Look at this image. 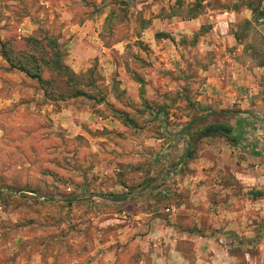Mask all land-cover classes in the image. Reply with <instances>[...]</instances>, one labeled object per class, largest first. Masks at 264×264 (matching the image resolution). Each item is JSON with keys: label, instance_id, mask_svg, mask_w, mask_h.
Returning <instances> with one entry per match:
<instances>
[{"label": "rangeland", "instance_id": "obj_1", "mask_svg": "<svg viewBox=\"0 0 264 264\" xmlns=\"http://www.w3.org/2000/svg\"><path fill=\"white\" fill-rule=\"evenodd\" d=\"M153 1L0 0V264H207L229 251L224 237L240 259L246 239L225 231L238 220L229 210L247 209L248 225L257 222L263 232L254 208L264 197L257 185L264 170L238 149L212 152L203 140L188 154L177 138L185 126L209 123L195 121L212 115L197 105L195 85L213 58L188 49L192 40L168 55L159 30L169 14L188 21L210 11L260 10L264 0H172L162 11ZM89 20L99 24L98 46L122 40L124 48L71 57L67 43L76 32L66 27ZM232 26L250 52L237 53L232 41L227 52L242 65L264 66V29ZM73 61L82 68L76 73ZM119 82L128 86L115 102ZM154 110L168 117L153 118ZM110 114L122 124L105 127ZM240 177L248 183L234 181ZM207 236L216 248L198 242Z\"/></svg>", "mask_w": 264, "mask_h": 264}, {"label": "crops", "instance_id": "obj_2", "mask_svg": "<svg viewBox=\"0 0 264 264\" xmlns=\"http://www.w3.org/2000/svg\"><path fill=\"white\" fill-rule=\"evenodd\" d=\"M124 3H126L125 5H135L142 7V5H152L155 2L153 0L144 2L139 0L125 2L124 0L122 2V0H120L119 5ZM171 4H173L172 0H160L159 3H156V6L160 7L162 11L163 9H169ZM169 15L170 16L166 15L167 19L162 17L163 19L161 18L160 20L162 28L159 31L163 33L162 35L160 34V40L163 41L160 43V49L164 50L165 53H168V55L174 51L179 53L177 51H181L185 48V46H187L185 41L192 40L193 43L191 46H187L188 49H191V51L196 55H199V51L201 52L205 50L209 58H213V61L209 63L207 70H199L198 75L200 76V79L198 82L200 83L195 85L199 92L197 105L201 109L207 110L212 114L211 116L207 117L204 113H201L200 117H206L209 119V123H211L213 120L217 121V117H221L220 112H229L233 115L232 119L230 120V123L234 129L233 132L240 135L238 146H234L226 138L221 136L203 138L202 140L205 141L204 144L207 148H211L212 152H217L218 149L216 148H228L231 150L238 149L246 157L245 160L247 162L249 161L255 163L254 168L263 171L264 66L249 67L242 65L235 59L236 54H232L233 50L227 52V42L231 43V41L233 45L237 46V53L241 51L243 53L250 52L247 50V48H245L244 45L241 44L240 39L237 38L238 36L233 35L229 31L230 28L233 27L232 25L235 23L246 24L248 26L251 25L259 30L263 29L258 24L259 17H256L255 9L240 8L232 11H222L220 13L210 11L208 15L204 17H196L195 15V18H192L188 21H183L177 15ZM98 25V23H93L90 20L82 24H79L76 21H71L68 23L66 28L76 32V34H73L69 38L67 43L68 47L71 48L69 51L72 54L71 57L79 58L83 56V59H86L87 57H91V55L92 57L103 56V53H106V51H109L114 47H116L117 50L124 48L123 44L125 42H121L122 40H117L116 43L112 45L114 46L113 48L105 46V44L98 46L100 43V39L98 37ZM203 28L207 29L203 36H198V38L195 40L190 38L198 34ZM143 33L146 35L147 31L145 30ZM168 33L175 37V42L169 38L170 36H168ZM153 38L156 37L154 36ZM89 62L90 61L87 62V65ZM76 65V62L74 61L73 65H70V68L74 73L82 69L78 68ZM117 85V88H115L117 91L114 92L116 96L112 98L115 102L118 101V98H121L125 95L124 90L128 86L124 82H119ZM107 102L103 100L101 105L107 106L105 104ZM108 103L110 105H114L112 102ZM114 109L117 110V108ZM91 115L96 116V114L93 112H91ZM151 115L153 118H162L164 113L160 112V110H154ZM123 116L125 118H130V116L127 114H123ZM164 116L168 117L166 114ZM96 120L102 122L104 121V117L98 115ZM105 120V122L111 123V126L104 124L105 127L110 129H113L112 127H114L113 122L116 121L121 123L120 118L118 119L116 114H110V117ZM115 126L118 127L117 124H115ZM187 128L188 126H185L183 129L181 128L180 134L177 135V138L183 139V141L181 140V143L183 145L185 144L184 148H190L191 145L189 133L186 131ZM102 130L104 132L103 127ZM97 133L98 135L100 134L99 131ZM159 141H162V139H159ZM232 181L233 180H229L227 183L231 185ZM234 181H239L240 184H245L246 182L248 183L246 177H240L238 180L234 179ZM261 183L262 184L259 183L257 185H264V178L262 179ZM225 195H227L226 197L229 201L236 199L235 194L227 193ZM254 210L260 215L261 218L264 217V197H261V200L257 201ZM226 212L230 213V219L238 218V220H236V222L230 220L228 223L229 230L225 229V231H229L228 235L235 234L240 239H246L243 241V243H241V247H246V250H243V254L240 259L236 258L231 252V244L234 241H232L231 238L224 237L225 246L229 248V251H223L224 256L222 260H216V257L213 256L211 262L209 261L207 264H264V230L263 232H258L257 222L248 225L249 220L246 217L248 213L247 209H244V211L241 212L235 210H229ZM257 218L258 217L256 216V219ZM197 238L199 243H204L203 240H205L207 242V246L216 248V240L214 237L207 236Z\"/></svg>", "mask_w": 264, "mask_h": 264}, {"label": "trees", "instance_id": "obj_3", "mask_svg": "<svg viewBox=\"0 0 264 264\" xmlns=\"http://www.w3.org/2000/svg\"><path fill=\"white\" fill-rule=\"evenodd\" d=\"M255 11H257L258 13V17H261L264 14V12L259 10L258 8H256ZM8 60L10 61V59L7 58V61ZM65 68L67 69V67ZM19 70H21L24 73H27L28 75L31 76V78H35L39 82L42 81L40 74L37 72H35L34 74L30 73L28 72L29 70L25 69L24 67L23 68L20 67ZM220 115L221 117L216 118L217 121L213 120L211 123L204 124L201 127L195 129L194 131L192 130V127L187 128L186 131H188L190 139H191V143H190L191 145L187 152L188 154L192 152V150L196 147L197 143L200 140L206 137L221 136V137L226 138L234 146L239 145L240 135L238 133L233 132L234 129L230 123V120L232 119L233 115L229 112H220ZM206 119H207L206 117L203 118V117L198 116L195 119V121L201 120L202 122H204V120L206 121ZM252 154H255V153H252Z\"/></svg>", "mask_w": 264, "mask_h": 264}, {"label": "built area", "instance_id": "obj_4", "mask_svg": "<svg viewBox=\"0 0 264 264\" xmlns=\"http://www.w3.org/2000/svg\"><path fill=\"white\" fill-rule=\"evenodd\" d=\"M261 11L264 12V4L261 6ZM258 24L260 25L261 28L264 29V14L258 18Z\"/></svg>", "mask_w": 264, "mask_h": 264}]
</instances>
